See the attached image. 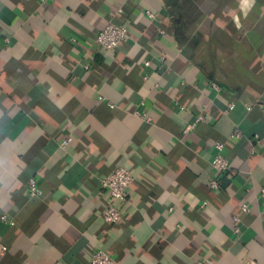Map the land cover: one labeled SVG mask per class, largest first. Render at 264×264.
Segmentation results:
<instances>
[{"label":"crops","instance_id":"1","mask_svg":"<svg viewBox=\"0 0 264 264\" xmlns=\"http://www.w3.org/2000/svg\"><path fill=\"white\" fill-rule=\"evenodd\" d=\"M263 207L264 0H0V264H264Z\"/></svg>","mask_w":264,"mask_h":264},{"label":"built area","instance_id":"2","mask_svg":"<svg viewBox=\"0 0 264 264\" xmlns=\"http://www.w3.org/2000/svg\"><path fill=\"white\" fill-rule=\"evenodd\" d=\"M41 2L47 0H39ZM150 16L151 14L148 13ZM128 38V32L126 26L122 24H116L108 22L95 36L94 42L108 50H114L122 42ZM231 106V105H230ZM201 116L197 118L199 120ZM235 135L238 136L239 132L236 131ZM71 141L70 137H66L62 140L61 146L66 147ZM220 147V145H218ZM211 165L218 171L223 172L228 167L227 160L222 155H216ZM132 181V175L130 171L125 167H118L112 170L109 174L100 179V187L105 191L107 200L103 209L100 211V218L106 223H117L122 217L121 203L125 200L127 189ZM28 192L31 196L39 195L41 193L40 188L37 186L33 179L28 181ZM211 188L218 187V181L213 179L210 181ZM243 211H248L249 207L246 203L241 204ZM261 216L264 217V207L261 210ZM1 219L9 224H12V220L7 219L4 215ZM237 227L234 228V232H237ZM86 264H117L115 259L109 252L104 249H95ZM194 264H215L214 262L203 259L196 261Z\"/></svg>","mask_w":264,"mask_h":264},{"label":"clouds","instance_id":"3","mask_svg":"<svg viewBox=\"0 0 264 264\" xmlns=\"http://www.w3.org/2000/svg\"><path fill=\"white\" fill-rule=\"evenodd\" d=\"M245 3H249V0H245Z\"/></svg>","mask_w":264,"mask_h":264}]
</instances>
